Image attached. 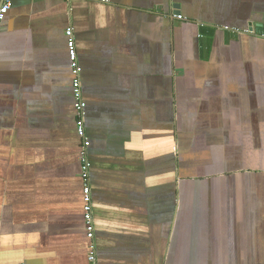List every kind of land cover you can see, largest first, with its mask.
<instances>
[{
  "label": "crops",
  "instance_id": "crops-1",
  "mask_svg": "<svg viewBox=\"0 0 264 264\" xmlns=\"http://www.w3.org/2000/svg\"><path fill=\"white\" fill-rule=\"evenodd\" d=\"M9 1L0 264H92L70 27L96 264H264V17H252L264 10L247 0Z\"/></svg>",
  "mask_w": 264,
  "mask_h": 264
},
{
  "label": "built area",
  "instance_id": "built-area-1",
  "mask_svg": "<svg viewBox=\"0 0 264 264\" xmlns=\"http://www.w3.org/2000/svg\"><path fill=\"white\" fill-rule=\"evenodd\" d=\"M11 8V2L9 0H4L0 3V29L5 23L6 16L9 9ZM178 19H183L181 14L174 15ZM68 36V46L71 57V67L74 75L73 79V92L75 96V110L77 115V127L78 134L82 140V147L80 153V159L82 164V176L85 179L84 195L86 204L85 209V221L87 229V237L91 241L89 260L92 264H96V246H95V221H94V206H93V196L90 183V168L91 163L88 155V147L90 146V140L87 136L86 130V109L87 104L83 97L82 83H81V66L79 64L78 51L76 47L75 37L73 29L70 27L66 30ZM27 264V263H22Z\"/></svg>",
  "mask_w": 264,
  "mask_h": 264
},
{
  "label": "rangeland",
  "instance_id": "rangeland-1",
  "mask_svg": "<svg viewBox=\"0 0 264 264\" xmlns=\"http://www.w3.org/2000/svg\"><path fill=\"white\" fill-rule=\"evenodd\" d=\"M248 7H254L257 9H263L264 10V0H247ZM254 19H258L259 17H264L263 14L254 13L252 15Z\"/></svg>",
  "mask_w": 264,
  "mask_h": 264
},
{
  "label": "trees",
  "instance_id": "trees-1",
  "mask_svg": "<svg viewBox=\"0 0 264 264\" xmlns=\"http://www.w3.org/2000/svg\"><path fill=\"white\" fill-rule=\"evenodd\" d=\"M214 28H211V27H205V28H203L202 29V31H203V33L205 34V35H209V36H211V35H213V33H214ZM259 31L264 35V31H263V29L261 30V29H259ZM258 31V32H259ZM211 34V35H210ZM235 37L237 36V34H233ZM261 37H263V36H261ZM76 122H77V115H76ZM80 137V136H79ZM81 139V138H80ZM81 142H82V140H81ZM82 144V143H81ZM89 239V238H88Z\"/></svg>",
  "mask_w": 264,
  "mask_h": 264
},
{
  "label": "water",
  "instance_id": "water-1",
  "mask_svg": "<svg viewBox=\"0 0 264 264\" xmlns=\"http://www.w3.org/2000/svg\"><path fill=\"white\" fill-rule=\"evenodd\" d=\"M179 7V6H178ZM180 12V10H175V12L174 13H179ZM249 30H250V32H253V26H252V23L250 24V28H249ZM264 36L263 34H260V36ZM87 111V110H86Z\"/></svg>",
  "mask_w": 264,
  "mask_h": 264
}]
</instances>
